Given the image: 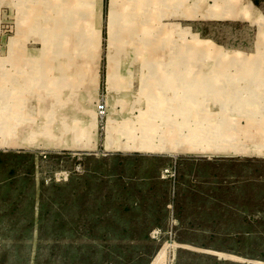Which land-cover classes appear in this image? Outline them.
Listing matches in <instances>:
<instances>
[{"label": "rangeland", "instance_id": "obj_1", "mask_svg": "<svg viewBox=\"0 0 264 264\" xmlns=\"http://www.w3.org/2000/svg\"><path fill=\"white\" fill-rule=\"evenodd\" d=\"M141 2L134 10L133 0H93L84 7L81 0H0V57L186 55L199 42L194 48L210 47V56L240 54L264 64V0H180L177 13L186 8L193 16H163L157 13L165 10L161 5L151 18H140L141 29L128 40L115 26L122 18L136 23L134 11H148V0ZM249 2L251 17L242 14ZM215 5L233 12L205 17L196 8ZM99 102L105 106L98 114L102 131L107 97ZM100 156L88 155L84 166L70 157L62 164L42 162L40 174L31 157L0 164V264H264V163L218 160L228 169L213 182L232 191L217 196L232 199L233 207L214 208L209 190L178 194L177 184L198 179L179 175L176 164L160 173L168 188L136 194L144 186L136 172H123L117 158ZM134 201L140 202L136 209Z\"/></svg>", "mask_w": 264, "mask_h": 264}, {"label": "crops", "instance_id": "obj_2", "mask_svg": "<svg viewBox=\"0 0 264 264\" xmlns=\"http://www.w3.org/2000/svg\"><path fill=\"white\" fill-rule=\"evenodd\" d=\"M232 59L237 57L2 56L0 164L31 157L40 174L42 162L62 164L70 157L84 166L85 157L98 153L117 158L121 171L136 172V181L144 184L136 194L168 188L160 173L176 164L179 175L198 179L188 187L177 184L178 194L209 190L210 207H233L232 199L217 196L231 186L212 178L228 169L218 160L264 163V73L234 72ZM101 96L109 110L102 131ZM54 186L59 185L49 188ZM37 205L34 201L33 209ZM131 205L136 209L140 202ZM214 215L218 218L216 209Z\"/></svg>", "mask_w": 264, "mask_h": 264}, {"label": "bare ground", "instance_id": "obj_3", "mask_svg": "<svg viewBox=\"0 0 264 264\" xmlns=\"http://www.w3.org/2000/svg\"><path fill=\"white\" fill-rule=\"evenodd\" d=\"M141 1L142 0H133L134 3H132V6L135 8L134 10H136V8L142 6L141 5V3H142ZM81 3H82V6L83 7L86 6V5L87 6H90V5H92L93 0H81ZM181 4L182 3L180 2V0H179V2H177V4H176V1L175 0H148V5L146 7L145 6L143 7L146 10L148 9L147 12H145V10H143L144 12L143 11L142 12L134 11L133 14H135V21H136V23L135 22L129 23L126 20V18H122V22H119V24H117L115 27H116V29H118V30L120 29L122 32L126 33L127 36H124V37L127 38L128 40H130V37H131L130 32L131 31H135L136 32V31H138V30L141 29L140 28V24H139L141 22L140 18H142L143 15H144V17L146 16L148 18H151L152 17L151 15H153V13L156 12V10L158 8H160L161 5L165 6V10L164 11L157 10L158 11L157 13H160L163 16H165L167 14L168 15H179V16H193L194 15V12H191V11H189L186 8H183V10H180L177 13L178 6L182 9V5ZM252 7H253V4L251 2H249L248 5H246L245 9L242 10V14L245 15V16L251 17V15H252L251 8ZM149 8H151V9H149ZM196 8L199 9L198 11L201 14H203V16H205V17H216V16L219 17V16H224L225 14H228L229 11L230 12H233L230 9V6L229 5L228 6L215 5V7L211 8V9H208V10L207 9H204V8H201L200 6L199 7H196ZM194 10H196V9H194ZM39 11H40V9H39ZM235 14L238 16L239 13L238 12H235ZM131 20H133V19H131ZM137 20H139V21H137ZM132 24H133V27H131ZM146 27H148V23H147ZM142 30H143V28H142ZM144 31H146V30H144ZM129 44H127V45H129ZM199 44H200L199 42L193 43V45L191 46V49H188L187 50V52H188L187 55H190V54L191 55H193V54L194 55H214V54H207V53H205L206 52L205 50L208 51L209 49H211L210 47H205L204 48V51H202L201 48L198 49V50L195 49L194 46L196 45V46L199 47L200 46ZM115 51H117V50H115ZM194 52H200V53L197 54V53H194ZM138 54H140V53H138ZM124 55H128V54H124ZM179 55H182V54H179ZM218 55L227 56V54H220V53ZM117 56H121V55H117ZM232 57L233 58H236L237 57V59H232L233 60L232 66H236L237 67V70L236 71L237 72L239 71L240 74L243 73V72H246L247 73L248 70H249L248 68H250V67H252L254 70H256L255 73H261V74L264 73V64H260V67H259V64H258V61L259 60H262V58L261 59H257V58H253V59H251V58H245L244 56H241L240 54H234V55H232ZM234 60H237L238 62L237 61H234ZM234 62H236V63H234ZM248 66H250V67H248ZM253 69H252V71H253ZM252 93L257 94L254 91ZM234 94H235V91H233L232 98H235L236 97V95H234ZM261 96L264 97V94L261 95ZM252 99L253 100H251V101H255V102L257 101L256 100L257 99L256 96H254ZM239 101L242 102L241 99H239ZM263 102H264V100H263Z\"/></svg>", "mask_w": 264, "mask_h": 264}, {"label": "built area", "instance_id": "obj_4", "mask_svg": "<svg viewBox=\"0 0 264 264\" xmlns=\"http://www.w3.org/2000/svg\"><path fill=\"white\" fill-rule=\"evenodd\" d=\"M97 111H98V114L100 115V117H102L104 115L105 106H104L103 103L98 102V104H97ZM165 173L167 174V176H164V177H168V175L170 174V172L168 170H165Z\"/></svg>", "mask_w": 264, "mask_h": 264}]
</instances>
